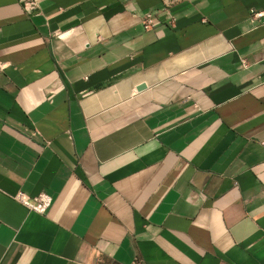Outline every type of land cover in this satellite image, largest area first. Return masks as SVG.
I'll list each match as a JSON object with an SVG mask.
<instances>
[{"label": "crops", "instance_id": "crops-1", "mask_svg": "<svg viewBox=\"0 0 264 264\" xmlns=\"http://www.w3.org/2000/svg\"><path fill=\"white\" fill-rule=\"evenodd\" d=\"M0 264H264V0H0Z\"/></svg>", "mask_w": 264, "mask_h": 264}, {"label": "built area", "instance_id": "built-area-1", "mask_svg": "<svg viewBox=\"0 0 264 264\" xmlns=\"http://www.w3.org/2000/svg\"><path fill=\"white\" fill-rule=\"evenodd\" d=\"M153 15L149 12H145L142 15V25L144 28H148L153 24ZM13 198L24 205L27 209L35 211L37 213H44L51 205V197L43 192H40L34 196H30L23 192L18 191L13 195Z\"/></svg>", "mask_w": 264, "mask_h": 264}, {"label": "water", "instance_id": "water-1", "mask_svg": "<svg viewBox=\"0 0 264 264\" xmlns=\"http://www.w3.org/2000/svg\"><path fill=\"white\" fill-rule=\"evenodd\" d=\"M141 88H143V85H139V86L137 87V89H141Z\"/></svg>", "mask_w": 264, "mask_h": 264}]
</instances>
